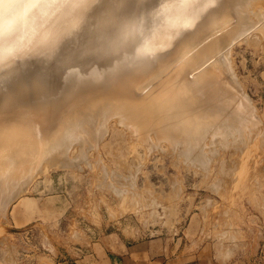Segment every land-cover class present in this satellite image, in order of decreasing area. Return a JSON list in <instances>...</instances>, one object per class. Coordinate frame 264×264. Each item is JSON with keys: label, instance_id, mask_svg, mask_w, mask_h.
<instances>
[{"label": "bare ground", "instance_id": "6f19581e", "mask_svg": "<svg viewBox=\"0 0 264 264\" xmlns=\"http://www.w3.org/2000/svg\"><path fill=\"white\" fill-rule=\"evenodd\" d=\"M259 7L264 0H0V217L45 163L77 168L69 151L83 145V160L113 119L130 141H170L201 163L208 137L249 141L247 126L260 122L224 53L251 43Z\"/></svg>", "mask_w": 264, "mask_h": 264}, {"label": "rangeland", "instance_id": "374dc122", "mask_svg": "<svg viewBox=\"0 0 264 264\" xmlns=\"http://www.w3.org/2000/svg\"><path fill=\"white\" fill-rule=\"evenodd\" d=\"M262 22L249 32L252 44L241 39L224 53L232 77L248 93L255 123L260 122L247 126L253 130L252 136L246 132L249 141L239 134L229 137L232 141L208 137L204 145L210 150H202L208 159L201 163L188 160L170 141H130L131 132L113 119L99 148H86L91 167L78 157L84 146L76 144L80 152L74 146L69 157L76 154L77 168L50 159L26 195L8 208L6 219L0 217V264H87L110 256L117 242L134 239H162L197 264H264ZM116 187L124 188L123 195Z\"/></svg>", "mask_w": 264, "mask_h": 264}, {"label": "crops", "instance_id": "0c3cea01", "mask_svg": "<svg viewBox=\"0 0 264 264\" xmlns=\"http://www.w3.org/2000/svg\"><path fill=\"white\" fill-rule=\"evenodd\" d=\"M116 243L117 249L100 260L87 264H197L187 260L186 256L169 247L164 240H136ZM88 258V257H87ZM76 264H84L76 260ZM93 262V263H92Z\"/></svg>", "mask_w": 264, "mask_h": 264}]
</instances>
